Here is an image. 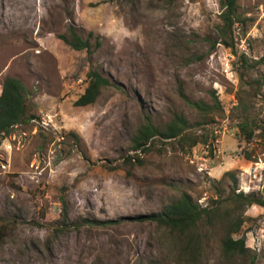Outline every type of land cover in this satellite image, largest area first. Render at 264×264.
I'll return each mask as SVG.
<instances>
[{"label": "rangeland", "instance_id": "374dc122", "mask_svg": "<svg viewBox=\"0 0 264 264\" xmlns=\"http://www.w3.org/2000/svg\"><path fill=\"white\" fill-rule=\"evenodd\" d=\"M238 3L227 47L220 0H0V93L7 76L20 79L29 117L0 139V264H264L260 204L241 210L242 254L225 251L217 217L187 233L135 219L185 192L202 206L234 187L264 197V145L237 127L244 114L264 121V87L241 80L264 74V0ZM70 25L94 31L91 52L58 37ZM91 70L116 84L76 105ZM199 100L209 123L189 102ZM176 112L192 123L184 134L207 143L133 148L146 115L164 126Z\"/></svg>", "mask_w": 264, "mask_h": 264}, {"label": "trees", "instance_id": "16d2710c", "mask_svg": "<svg viewBox=\"0 0 264 264\" xmlns=\"http://www.w3.org/2000/svg\"><path fill=\"white\" fill-rule=\"evenodd\" d=\"M223 11L221 13V25L219 33L222 37V42L227 47H233V31L237 22L240 21L239 3L238 0H220ZM94 31H90L88 36L84 38L74 25L68 27L65 34H60L58 37L66 44L75 50L92 51V38ZM97 46L101 45L99 37H96ZM236 52V51H234ZM243 68L250 69L249 59L246 55L240 56ZM264 57L259 61L262 62ZM245 71L241 72V80L245 81L249 90L254 91V94H259L264 87V74L257 77L245 78ZM88 85L83 94L75 101L76 105L86 106L95 102L101 93V89L108 85L116 84L108 77L104 76L98 70H91L87 74ZM247 90V89H246ZM26 87L24 83L15 77L7 76L4 80L2 91L0 93V139L8 134L12 128L29 119L28 105L25 95ZM187 98V97H185ZM188 100V99H187ZM200 111L203 121L201 123H209L213 120L212 107L205 104L203 101H189ZM215 106L221 108L218 97H215ZM247 105L244 107L246 109ZM32 115L30 118H34ZM192 126L189 119L180 112H176L172 119L164 126L156 125L152 121L150 115H146L145 122L138 128L133 137V148L146 152L150 149L151 141L154 137L160 139H189L190 147L198 143H207L205 139L192 137L184 134L185 130ZM237 127L239 135L248 143H252L259 136L261 143L264 145V121L252 116L251 113L242 115L238 121ZM253 150V149H252ZM244 156L248 160H255L256 155L250 149L244 150ZM236 184V180H235ZM230 193L226 199H215L210 205L202 206L198 201H195L191 194L185 192L181 197L170 204L166 205L161 211L152 212L147 215L135 217L139 220H152L161 225L167 226L173 230L183 233L192 231L200 224L211 225L213 219L224 228L223 246L227 252L244 253L247 251L246 238L235 237L239 234L244 223L241 210L245 211L243 206L252 204H260L264 206V197L256 196L254 193L244 194L243 192ZM224 211V213L222 212Z\"/></svg>", "mask_w": 264, "mask_h": 264}]
</instances>
